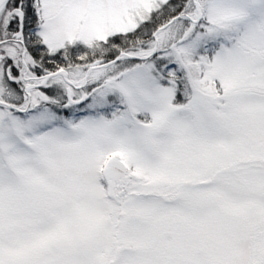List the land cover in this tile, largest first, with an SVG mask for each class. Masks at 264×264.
Segmentation results:
<instances>
[{
  "label": "rangeland",
  "instance_id": "obj_1",
  "mask_svg": "<svg viewBox=\"0 0 264 264\" xmlns=\"http://www.w3.org/2000/svg\"><path fill=\"white\" fill-rule=\"evenodd\" d=\"M39 4L38 36L67 69L75 60L72 82L121 60L92 71L100 86L43 135L45 111L0 106V264H264V0ZM178 12L197 22L159 31ZM155 40L147 60L126 58ZM76 45L87 52L73 57ZM119 160L116 201L124 178L109 198L103 173Z\"/></svg>",
  "mask_w": 264,
  "mask_h": 264
},
{
  "label": "flooded vegetation",
  "instance_id": "obj_2",
  "mask_svg": "<svg viewBox=\"0 0 264 264\" xmlns=\"http://www.w3.org/2000/svg\"><path fill=\"white\" fill-rule=\"evenodd\" d=\"M19 28L20 32L15 31L11 34L6 33L3 28L0 29V38H4L0 40V58L6 63L4 74L12 87L13 100L9 105L13 109H9V111L16 116L26 117H30V114L32 116L36 112L40 113V110L45 111V117H43L46 119V123L37 130H40L43 135L48 132L49 128H56L60 124L61 115L68 112L64 111V107H77L78 105L75 103L81 99L88 101L93 91H90L88 81L81 87L77 84L74 87L66 83L67 80L73 79L67 70H74L76 64L70 69L55 64L50 69L55 70L48 73L47 69L50 65L46 62L38 65V62L33 61L26 39L21 34V27ZM60 71L64 72L65 77L60 74L48 77ZM56 79H59L60 82L53 81ZM66 114L64 118L74 115L68 113L67 116ZM53 118L56 119L53 120Z\"/></svg>",
  "mask_w": 264,
  "mask_h": 264
},
{
  "label": "trees",
  "instance_id": "obj_3",
  "mask_svg": "<svg viewBox=\"0 0 264 264\" xmlns=\"http://www.w3.org/2000/svg\"><path fill=\"white\" fill-rule=\"evenodd\" d=\"M7 9H9L8 11H10L9 13L13 14L16 18L12 21H10L8 23V28L6 33H14L15 31L20 32V28L21 27V34L23 35V37L26 39V43L29 46V53L32 55V60L38 62L40 65L42 62H46L48 65V73L49 72H53L55 69L50 70L53 66L52 65H60L63 68L65 67V69H67V63L61 61L62 59L60 58L61 56V52H58L54 55H51L46 47L42 44V41L40 39V37L38 36V29L41 26L42 20L39 17V9H40V4H39V0H10L9 3L6 5L5 10L7 11ZM4 10V11H5ZM3 11V12H4ZM181 12V11H180ZM180 12H178V14H174L173 16H171V18L169 20H167L165 23H162V25H166L168 22H170L172 19H174L175 17L180 15ZM204 22V19L202 20ZM163 25V26H164ZM4 34V33H3ZM138 34V31L130 33L128 35L125 36V39L127 40V42H133L135 41L136 35ZM4 39V38H0ZM120 45L119 42V38L114 37L110 40H108L105 43V46H118ZM212 47V46H211ZM210 47V49H211ZM212 50V51H211ZM210 50V54H209V59L214 57V50L215 49H211ZM86 53L83 50V47H81V45H76L75 47H73L72 50V55L73 57L75 56H79L82 53ZM70 54V53H69ZM71 57V55H69ZM69 57V59H70ZM60 58V60H59ZM116 57L115 56H111L109 59V62L115 60ZM71 67L69 68H73L74 64H75V60L71 59ZM52 66V67H51ZM39 67V66H38ZM90 66H88L87 68L84 67L82 70L85 69V71L89 68ZM35 69H37L35 67ZM102 83V82H101ZM98 86H100V83L94 84V83H90L89 84V88L90 91H94V89H96ZM9 88L12 89L11 85L9 84ZM10 112V111H9ZM264 235V227H262L257 236L254 237L253 241H257V238Z\"/></svg>",
  "mask_w": 264,
  "mask_h": 264
},
{
  "label": "water",
  "instance_id": "obj_4",
  "mask_svg": "<svg viewBox=\"0 0 264 264\" xmlns=\"http://www.w3.org/2000/svg\"><path fill=\"white\" fill-rule=\"evenodd\" d=\"M10 0H0V14L2 13V11L4 10V8L6 7V5L8 4ZM195 7H196V10L198 12V15H199V19H201L202 17V12L201 10L199 9V6L198 4L195 2L194 3ZM183 18H187L188 20L192 21V22H197V19L195 20H192L191 18H189L188 16L186 15H181V16H177L175 17L174 19H172L169 23H167L166 25H164L163 27H161L159 29V31H163L165 30L167 27H169L171 24H173L174 22L180 20V19H183ZM157 48V41L155 40V47L153 49L152 52H149L147 55H145L144 57H136V56H130V55H126V58L127 59H130V60H136V61H144V60H147L149 57H151L154 53H155V50ZM120 59V57L116 58L115 60L109 62L108 64H105V65H101V66H94V67H91L86 73H85V76L83 78V80L80 82V83H75V82H72V81H66V83L70 86H79L81 87L83 84L86 83L87 81V77L88 75L92 72V71H95V70H101L102 68H105L109 65H112V64H115L117 63ZM62 75L65 77V74L64 72L60 71L59 73H56V74H53V75H50L48 77H53V76H56V75ZM77 84V85H75ZM85 102V99H81L79 100L78 102H76L75 104L77 105H80L82 103ZM0 106H3V107H6L8 109H13V107L9 104H6V103H2L0 102ZM125 164L120 162V161H112L108 167L105 169L104 171V178L106 180V184H107V194L109 196V198H112L113 197V191H114V183L115 182H118L119 180V177L123 176L124 178V182H125V185H124V189L121 190L117 196H115V199L116 201H118L122 195H124V191L126 190V187H127V184H128V178L126 177L125 175Z\"/></svg>",
  "mask_w": 264,
  "mask_h": 264
}]
</instances>
